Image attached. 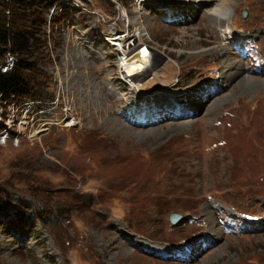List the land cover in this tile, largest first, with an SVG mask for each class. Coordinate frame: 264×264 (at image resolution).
<instances>
[{"label": "rangeland", "instance_id": "obj_1", "mask_svg": "<svg viewBox=\"0 0 264 264\" xmlns=\"http://www.w3.org/2000/svg\"><path fill=\"white\" fill-rule=\"evenodd\" d=\"M84 1L50 22L46 2L0 0V18L29 36L31 82L79 122L0 145V264H264V75L241 56L249 41L264 56V0H228L221 31L220 0ZM126 31L146 51L87 47Z\"/></svg>", "mask_w": 264, "mask_h": 264}, {"label": "built area", "instance_id": "obj_2", "mask_svg": "<svg viewBox=\"0 0 264 264\" xmlns=\"http://www.w3.org/2000/svg\"><path fill=\"white\" fill-rule=\"evenodd\" d=\"M70 3L80 12L88 11L79 0H60L53 6H46V9L50 11V22L55 9L62 13ZM79 4L85 7L84 10L79 7ZM8 46L10 45L2 47L0 61V72L5 76L14 72L20 63L18 55L12 53ZM48 91L50 92L46 89L44 93L42 89V96L39 98L16 94L6 96L0 93V145L17 146L23 139L34 141L42 135L45 136L53 127L69 130L79 124L76 114L70 109L71 103L63 102L61 96L58 94L53 96L52 93H47Z\"/></svg>", "mask_w": 264, "mask_h": 264}, {"label": "trees", "instance_id": "obj_3", "mask_svg": "<svg viewBox=\"0 0 264 264\" xmlns=\"http://www.w3.org/2000/svg\"><path fill=\"white\" fill-rule=\"evenodd\" d=\"M39 1L46 2L48 6H53L60 0H12V4L15 5L16 8L22 9L24 7L34 6L38 4ZM16 27H13L14 31L12 32L10 27L6 24L5 18H0V61L2 58V47L11 44L13 52L19 54L20 62L16 70L10 75L5 76L0 72V93L6 96L16 94L27 95L31 98H39L42 96L40 84L31 82L32 70L35 68V65L33 61L29 62L33 57V52L30 50L32 46L29 44V36L25 32L16 29ZM34 84H38L37 87ZM2 215L3 201L0 197V217Z\"/></svg>", "mask_w": 264, "mask_h": 264}, {"label": "bare ground", "instance_id": "obj_4", "mask_svg": "<svg viewBox=\"0 0 264 264\" xmlns=\"http://www.w3.org/2000/svg\"><path fill=\"white\" fill-rule=\"evenodd\" d=\"M157 2H159V0H156ZM192 1L193 0H177V1H175L174 2V4H180V5H177V6H179V7H182V9H184L185 7H183V6H190L191 4H192ZM168 2V1H167ZM167 2H164V3H166V4H164V3H162V7L161 8H174V7H177L176 5H172V4H170V2L169 3H167ZM228 3H229V1L228 0H220V4H219V6H217V8H216V5H217V3L214 5L215 6V8L213 9V10H215V12H214V14L212 15L213 16V21L212 22H214L213 23V25L219 30V31H221V30H223V29H221L222 28V26H221V19L225 16V14H227V13H229L230 12V5H228ZM158 8V7H157ZM186 9V8H185ZM190 10V9H189ZM191 11V10H190ZM139 16V15H138ZM211 17V16H210ZM141 20V21H140ZM224 21V20H223ZM135 22H143L144 24H146V20H145V18H141V19H138V17H136L135 18ZM222 23H224V22H222ZM226 25V24H225ZM109 35H111V34H109ZM126 37V38H125ZM135 36L134 35H130V33L128 32V31H126V32H119V34H112L111 35V37H110V40H112V45H114L115 46V48H116V50L118 51V52H120L121 53V55H122V57H123V60H127L131 55H135V54H137V53H141V52H144V51H146V49H147V47L145 46V47H142V46H140V47H138L140 44H142L141 42H139V41H135V42H131L132 41V39L131 38H134ZM197 49H199V48H197ZM136 50H138V51H136ZM136 53H135V52ZM100 52H101V50H100ZM134 53V54H133ZM196 53H197V51H196ZM238 53V52H237ZM249 68V67H248ZM243 68H239V71L238 72H240V70H242ZM251 69V68H250ZM124 74H123V72H122V74H121V77L123 78V81L125 82V84H127V85H130L131 86V88H132V90H133V88L134 87H132L133 86V84L129 81H127V79H126V77L125 76H123ZM138 75V74H137ZM141 75V73L139 74V76ZM134 77V80L136 81L137 80V77L138 76H136V75H134L133 76ZM244 81L245 80H243V81H241L240 82V87H241V89H243V83H244ZM252 83V82H251ZM173 84V83H172ZM211 88V87H210ZM219 88V87H218ZM210 90V89H209ZM213 90V89H212ZM207 91V90H206ZM203 92H205V91H203ZM245 92V91H244ZM143 93V91L142 92H136V90H133V92H132V94L133 95H135L136 96V98H138V96L139 97H141L142 94ZM206 93V92H205ZM209 93V92H208ZM156 95L157 94H145V93H143V96H147L150 100H149V102H154V99H153V97L155 96L156 97ZM154 97V98H155ZM209 97H211L210 95L208 96V98ZM186 97H184V98H182V99H180L182 102H184V103H188V104H192L193 106H196L197 108H199L197 105H200L198 102H197V104H196V101H194V100H192V97H189V99L187 100V99H185ZM202 99V98H201ZM197 100V99H196ZM204 101V100H203ZM210 101V100H209ZM186 107V106H185ZM189 108V107H188ZM201 108V107H200ZM191 110V109H190ZM190 113V112H189ZM191 114V113H190ZM192 117V116H191Z\"/></svg>", "mask_w": 264, "mask_h": 264}, {"label": "water", "instance_id": "obj_5", "mask_svg": "<svg viewBox=\"0 0 264 264\" xmlns=\"http://www.w3.org/2000/svg\"><path fill=\"white\" fill-rule=\"evenodd\" d=\"M248 16V12L247 10H243L242 11V17L244 19H246ZM184 218L182 217V215L180 214H177V213H171L170 215V221L173 223V224H180V223H183V220Z\"/></svg>", "mask_w": 264, "mask_h": 264}]
</instances>
